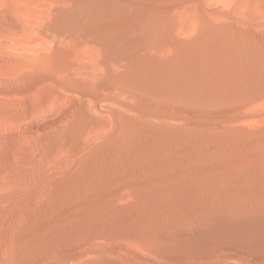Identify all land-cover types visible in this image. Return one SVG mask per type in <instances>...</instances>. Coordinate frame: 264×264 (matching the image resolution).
<instances>
[{
  "label": "rangeland",
  "instance_id": "374dc122",
  "mask_svg": "<svg viewBox=\"0 0 264 264\" xmlns=\"http://www.w3.org/2000/svg\"><path fill=\"white\" fill-rule=\"evenodd\" d=\"M26 1L0 0V264H72L127 189L264 187V0H114L45 35ZM94 25L173 54L104 72L71 44Z\"/></svg>",
  "mask_w": 264,
  "mask_h": 264
},
{
  "label": "bare ground",
  "instance_id": "6f19581e",
  "mask_svg": "<svg viewBox=\"0 0 264 264\" xmlns=\"http://www.w3.org/2000/svg\"><path fill=\"white\" fill-rule=\"evenodd\" d=\"M27 3L31 10L25 9V12L32 15V26L43 35L59 24L71 26V33H75L78 19L97 17L112 6L122 8L114 0H29ZM144 36L94 25L77 36L71 35V44L81 47L85 58L89 56L95 63L106 64L101 67L98 63L103 68L100 70L105 72L107 62L123 59L125 61L119 63L126 69L129 60L138 53L150 59L159 58V47L148 43ZM172 54L167 51L161 58ZM119 63L111 65L116 67ZM121 67L117 68L120 73L118 70L113 72L114 77L124 72ZM80 69L83 70L81 66ZM105 77L102 82L109 80ZM130 87L129 97L137 101L167 96L137 82ZM251 175L222 178L232 181ZM121 193L122 196L128 194L132 200L120 198L93 210V219L101 222L97 231L81 238L78 230H74L72 264H264V187L131 188ZM152 198L167 200L152 201Z\"/></svg>",
  "mask_w": 264,
  "mask_h": 264
}]
</instances>
